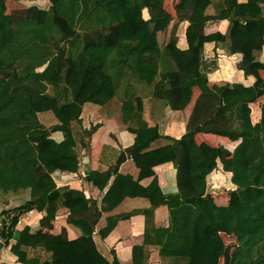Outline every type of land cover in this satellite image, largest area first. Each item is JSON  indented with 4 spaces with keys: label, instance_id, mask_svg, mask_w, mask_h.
<instances>
[{
    "label": "trees",
    "instance_id": "trees-1",
    "mask_svg": "<svg viewBox=\"0 0 264 264\" xmlns=\"http://www.w3.org/2000/svg\"><path fill=\"white\" fill-rule=\"evenodd\" d=\"M7 1L25 0H0V200L28 191L26 200L1 211L0 241L17 261L108 264L92 240L95 225L103 212L124 198L139 196L148 199L149 207L108 215L97 231L104 238L120 219L142 214L143 240L132 247L134 264H147L148 245L158 246V264H220L226 249L220 232L237 236L231 264H264V102L255 124L248 105L263 91L240 83L209 88L211 67L204 61V43L221 44L227 54L241 53L239 68L258 77L254 65L264 45V0H176L178 22H188L185 50L177 47L176 23L166 37L174 17L164 8L165 0H47V8L30 7L17 20L6 12ZM215 1V12L207 13ZM221 19L229 21L226 33L203 32L209 20ZM113 65L122 72V95L109 70ZM194 86L200 89L199 98L205 97L206 108L193 109L179 138L162 135L157 124L147 125L142 96L150 93L149 99H162L172 110H182ZM225 95L229 103L221 105ZM116 96L120 120L134 140L106 170L90 173L88 178L99 189L108 185L98 204L81 190L57 186L53 176L78 170L74 134L83 141L95 131L96 125L81 132L74 129L81 106L91 102L104 107ZM71 105L76 106L74 116L66 110ZM41 112H50L56 123L43 124ZM54 132L62 134L61 140L52 137ZM198 132L240 141L230 152L197 143ZM161 137L169 142L152 147ZM126 158L138 169L135 178L119 172ZM217 160L231 172L239 206L217 205L206 193V177ZM165 162L175 169V193H163L153 169ZM147 177L149 183L141 184ZM70 200L81 201L68 205ZM160 205L168 209L164 226L154 222ZM65 207L67 222L80 227L83 235L68 239L62 228L60 238L54 239L26 225L11 243L23 215L35 210L53 220ZM37 246L51 252V259L29 257L26 247ZM110 264H119L115 255Z\"/></svg>",
    "mask_w": 264,
    "mask_h": 264
},
{
    "label": "crops",
    "instance_id": "crops-1",
    "mask_svg": "<svg viewBox=\"0 0 264 264\" xmlns=\"http://www.w3.org/2000/svg\"><path fill=\"white\" fill-rule=\"evenodd\" d=\"M29 2L28 0L21 2ZM36 2L39 8H47V0H30ZM244 2L245 0H238ZM216 2V3H215ZM207 8V13L215 12L217 1ZM147 9L142 10L143 16ZM148 17V16H147ZM145 17V18H147ZM178 21V20H177ZM188 25L186 20L177 23L176 35L178 37L177 47L181 50L187 49V42L185 39V29ZM229 26L227 19L209 20L204 28V33H212L219 31L226 33ZM179 27V28H178ZM242 60L241 53L227 54L222 45H216L214 42L204 43V61L211 67L207 73L206 84L209 88L214 86H229L233 83H240L244 86H253L259 91H263L261 97L256 101L250 102V119L252 124H255L261 117V104L264 102V45L256 57L254 67L257 69L258 77L253 74H245L239 68V63ZM43 67L39 68L41 70ZM193 93L190 102L182 110H172L162 99H149L148 96L140 98L142 107V117L148 126L157 124L159 132L162 135H169L173 138H179L187 127V122L192 115V111L197 107L200 111L206 107L205 97L199 98L200 89L197 86L192 88ZM147 95V94H146ZM120 98L114 99L111 103L102 107L100 105L85 102L81 106L78 114L79 122L73 120L74 129L81 132V129H88L92 125H96L95 131L88 137H83V141L78 139V135L74 134L76 139V151L79 156V168L76 172L54 174V180L57 186H69L74 189L83 191L85 198H90L100 204V200L104 195L108 185L102 189L90 180L88 177L92 171L102 172L112 164L120 151L130 146L134 140V134L129 132L125 125L120 120ZM229 103L228 95L221 99V105ZM70 116H74L76 106L71 105L66 107ZM40 120L46 126L56 123V119L50 112H41L38 114ZM78 133V132H77ZM52 137L56 140H61L62 134L60 132L52 133ZM197 143H207L211 146H221L224 149L232 152L240 139L233 140L227 136L218 135L209 132H198L195 135ZM86 143V147L83 143ZM169 142L161 137L152 143V147L160 146ZM158 178L159 185L163 193H175L177 191V184L175 179V169L172 162H165L153 167ZM119 172L123 174H131L134 178L138 174V169L131 158H126L120 166ZM231 172L225 171L222 168L220 160H217L216 168L211 171L207 177L206 193L212 196L214 202L220 206L234 205L239 206L240 201L237 193V186L230 180ZM112 179V178H111ZM151 180L150 177L142 179L140 182L146 185ZM28 198V191L21 195H12L8 198H1L0 213L4 209H9L15 205L20 204L23 200ZM81 200H70L68 205L77 204ZM150 203L144 197H126L113 210L103 212L98 223L95 225L92 233V240L94 241L96 249L106 258L108 264L113 259L117 258L119 264H134L132 261V247L136 244H141L143 240L144 230V216L140 213L132 214L127 218L120 219L116 226L111 230L106 237L101 238L97 231L106 222V216L119 213H127L135 209H142L149 207ZM68 207V206H67ZM67 208H61L53 220L43 218L44 213L38 211H30L23 215L14 230L11 243L17 238L19 231L24 226H29L31 230L38 231L44 236H50L58 239L61 236L62 228L65 229L66 237L68 239H75L84 234L80 227L67 222ZM0 214V220H1ZM154 222L158 226H164L168 223V209L164 205H160L154 210ZM226 249L221 256L220 264H231L233 259V252L237 245V236L233 233L220 232ZM149 256L147 264L156 263L160 261L158 255V246H146ZM29 257H37L41 261H48L51 259V252L46 251L43 247H26ZM0 264H21L17 261L16 256L11 253L9 246H5L0 241Z\"/></svg>",
    "mask_w": 264,
    "mask_h": 264
},
{
    "label": "rangeland",
    "instance_id": "rangeland-1",
    "mask_svg": "<svg viewBox=\"0 0 264 264\" xmlns=\"http://www.w3.org/2000/svg\"><path fill=\"white\" fill-rule=\"evenodd\" d=\"M28 1L29 2H27V1L26 2L7 1V3H6V7H7L6 12L8 14H11L14 20H17V19H19L21 17H24L28 8L36 6V4H34V3H36L35 1L34 2H31L30 0H28ZM175 1L176 0H165L164 1V8L168 12H170L172 14V16L174 17V20L171 21V23L168 26L166 37L170 34L173 25L175 23L177 24V22H178L177 18H176V13H175L174 8H173ZM144 15H145V17L148 16L147 11L144 12ZM109 70H110V72L113 74V76L116 79V84L118 86V94L122 95V84H123V82H122V80L120 78V74L122 75V72H121L119 66H117V67L116 66L109 67ZM116 98H118V97L116 96L115 99ZM6 198H8V197H5V199ZM153 264H156V263H153Z\"/></svg>",
    "mask_w": 264,
    "mask_h": 264
},
{
    "label": "built area",
    "instance_id": "built-area-1",
    "mask_svg": "<svg viewBox=\"0 0 264 264\" xmlns=\"http://www.w3.org/2000/svg\"><path fill=\"white\" fill-rule=\"evenodd\" d=\"M149 264H153V263H149Z\"/></svg>",
    "mask_w": 264,
    "mask_h": 264
}]
</instances>
